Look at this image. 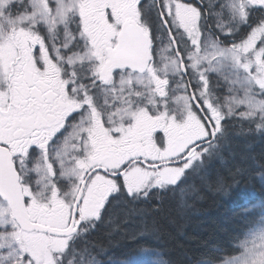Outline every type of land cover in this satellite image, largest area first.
Here are the masks:
<instances>
[{
	"label": "snow or ice",
	"instance_id": "obj_1",
	"mask_svg": "<svg viewBox=\"0 0 264 264\" xmlns=\"http://www.w3.org/2000/svg\"><path fill=\"white\" fill-rule=\"evenodd\" d=\"M252 181L264 0H0V264H264L254 192L225 239L175 238Z\"/></svg>",
	"mask_w": 264,
	"mask_h": 264
},
{
	"label": "trees",
	"instance_id": "obj_2",
	"mask_svg": "<svg viewBox=\"0 0 264 264\" xmlns=\"http://www.w3.org/2000/svg\"><path fill=\"white\" fill-rule=\"evenodd\" d=\"M250 192H254L257 197L264 195L261 193L259 184L255 181H252L248 186L242 185L233 189L228 194L209 191L204 200L183 222V234L175 236L173 233V236L177 242L184 243L186 247H194L193 241L198 237L225 239L232 229L240 226L236 219V213ZM129 251L130 249H123L118 252V255Z\"/></svg>",
	"mask_w": 264,
	"mask_h": 264
}]
</instances>
